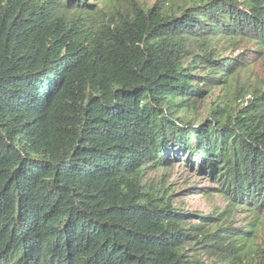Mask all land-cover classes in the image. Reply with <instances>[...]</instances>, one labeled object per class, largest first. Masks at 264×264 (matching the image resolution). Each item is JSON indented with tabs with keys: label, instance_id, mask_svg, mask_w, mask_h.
Here are the masks:
<instances>
[{
	"label": "trees",
	"instance_id": "1",
	"mask_svg": "<svg viewBox=\"0 0 264 264\" xmlns=\"http://www.w3.org/2000/svg\"><path fill=\"white\" fill-rule=\"evenodd\" d=\"M263 56L264 0H0V264H264Z\"/></svg>",
	"mask_w": 264,
	"mask_h": 264
},
{
	"label": "rangeland",
	"instance_id": "2",
	"mask_svg": "<svg viewBox=\"0 0 264 264\" xmlns=\"http://www.w3.org/2000/svg\"><path fill=\"white\" fill-rule=\"evenodd\" d=\"M144 5L151 6L156 0H141ZM175 4L182 5L183 3H188L191 0H174ZM250 78L253 82L264 83V56L263 59L256 62L252 68ZM220 95L218 92H215L213 100ZM212 99L205 101V105H208ZM249 100L250 103H256V101H251V99L246 98V101ZM249 103V104H250ZM205 118L204 109L200 114L199 121H202ZM195 122V121H194ZM179 163H176L172 172L171 178L169 181L170 190L174 192L173 205L175 208H181L187 212L193 213L195 216L192 218L193 223H199V216L205 215L211 218H216L222 214H225L228 207V201L221 197L213 189L217 188L207 176H203L197 172L196 167L190 169L178 168ZM155 177V174L151 175L150 178ZM190 187H195L198 192H190L187 190ZM208 193V197L200 196L198 193ZM233 213V212H232ZM229 214L227 220H233V223L237 227L243 225V216L241 212H235L234 214ZM244 231H248L243 229ZM254 249L256 245H259L258 256L264 257V226L256 234V239H254ZM257 243V244H256Z\"/></svg>",
	"mask_w": 264,
	"mask_h": 264
}]
</instances>
